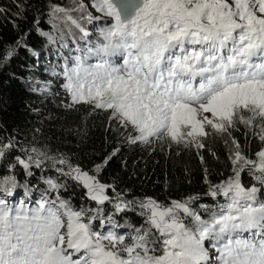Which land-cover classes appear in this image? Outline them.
Segmentation results:
<instances>
[{
    "label": "snow or ice",
    "instance_id": "obj_1",
    "mask_svg": "<svg viewBox=\"0 0 264 264\" xmlns=\"http://www.w3.org/2000/svg\"><path fill=\"white\" fill-rule=\"evenodd\" d=\"M91 7L100 15L88 19L102 22L97 37L63 66L69 106L110 110L131 144L167 137L170 146L199 150L210 135L231 137L242 124L264 145V0H93ZM59 13L82 39L89 36L69 9L52 6L49 16L59 19ZM12 55L9 50L0 59ZM232 144L233 174L208 191L224 202L201 205L207 218L192 207L196 197L164 205L150 197L125 201L117 193V211L139 207L147 225L129 243L115 232L95 231L98 216L62 199L56 181H45L48 188L31 207L25 186L26 199L18 205L0 199V264H264V147L251 158L235 138ZM7 147L0 145V158ZM38 155L65 165L67 171L57 170L88 199L112 202L107 191L115 192L114 186L62 156ZM18 162L26 171L42 163L32 156ZM245 170L255 184L241 182ZM4 183L10 195L15 180Z\"/></svg>",
    "mask_w": 264,
    "mask_h": 264
},
{
    "label": "trees",
    "instance_id": "obj_2",
    "mask_svg": "<svg viewBox=\"0 0 264 264\" xmlns=\"http://www.w3.org/2000/svg\"><path fill=\"white\" fill-rule=\"evenodd\" d=\"M54 3L55 0H0V58L13 51L11 58L0 59V145L9 146L0 158V180L14 178L16 185L10 195L2 189L0 199L16 206L26 199L27 186L33 202L29 206H35L34 201L48 188L45 181L51 179L63 185L62 199L70 201L77 210L91 209L89 215L98 216L92 221L95 231L115 232L125 237V243L147 225L139 207L117 211V193L125 201L150 197L164 205L196 197L192 207L207 218L201 205L224 202L223 197L214 200L208 195L209 184H220L233 174L229 159L235 148L232 138L251 158L264 145L244 125L232 129L231 137L210 135L204 141L206 147L199 150L183 145L168 148L162 140L131 144L128 131L110 119V110H94L87 104L69 106L71 97L63 87L65 60L71 62V57L80 54L78 48L96 39L102 22L94 20L96 26H91L89 36L81 37L76 44L59 31L49 16ZM198 151L204 157L203 163ZM39 152L62 156L73 166L95 175L101 183L114 186L115 192L111 188L107 191L112 202L98 205L88 199L82 186L57 170L67 171L65 165L54 164L39 156ZM29 156L40 159V167L33 163L26 171L19 164L18 159L27 162ZM241 182L246 186L256 183L247 170L241 173ZM55 195L52 193L50 198Z\"/></svg>",
    "mask_w": 264,
    "mask_h": 264
},
{
    "label": "rangeland",
    "instance_id": "obj_3",
    "mask_svg": "<svg viewBox=\"0 0 264 264\" xmlns=\"http://www.w3.org/2000/svg\"><path fill=\"white\" fill-rule=\"evenodd\" d=\"M92 2L93 0H55V3L53 5L69 9L71 16L78 20L81 28H83L84 31L91 33L90 32L91 26H96V22L94 21V19L89 20L88 14H91V16L93 17L99 15V13L96 12V10L93 7H91ZM81 3L83 4L84 7L82 10H78ZM63 15H64L63 13L58 14V16L61 18L54 19L55 24L57 25V28L64 36L70 37L77 44L81 39V37H83V33L80 31V29L72 25L70 21L64 19ZM114 58H118V57H114ZM119 62L120 59L116 63ZM241 125L242 124H238L237 128H239ZM162 141H165V144L168 146V148L176 147L175 144H172L171 146L169 145V140L167 137L162 139ZM6 187H10V184H5L4 180H0V191L2 189L5 190ZM206 246L210 247V245H208L207 242H206Z\"/></svg>",
    "mask_w": 264,
    "mask_h": 264
}]
</instances>
